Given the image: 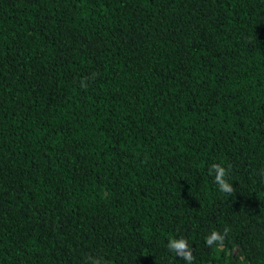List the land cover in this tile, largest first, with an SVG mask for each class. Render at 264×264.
<instances>
[{"label": "trees", "instance_id": "trees-1", "mask_svg": "<svg viewBox=\"0 0 264 264\" xmlns=\"http://www.w3.org/2000/svg\"><path fill=\"white\" fill-rule=\"evenodd\" d=\"M181 237L264 264V0H0V264H186Z\"/></svg>", "mask_w": 264, "mask_h": 264}, {"label": "clouds", "instance_id": "clouds-1", "mask_svg": "<svg viewBox=\"0 0 264 264\" xmlns=\"http://www.w3.org/2000/svg\"><path fill=\"white\" fill-rule=\"evenodd\" d=\"M96 74L94 73L93 76ZM81 86L86 87L84 81H81ZM229 169L225 166L214 163L211 165L209 169V174L214 176V183L218 186V190L225 194H232L233 187L232 185L225 179L226 174ZM230 229L225 228L223 233L219 231H212L206 238L205 243L208 247H213L215 245L216 251L220 252L224 249L225 238ZM168 250L175 254L176 257L183 258L186 261V264H193L194 256L192 247L189 245L187 239L181 237L179 239L170 238L168 242ZM243 260V257H241ZM85 264H105V261L102 257H88L85 260Z\"/></svg>", "mask_w": 264, "mask_h": 264}]
</instances>
